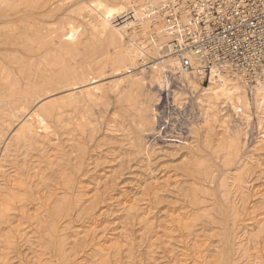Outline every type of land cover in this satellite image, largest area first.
I'll use <instances>...</instances> for the list:
<instances>
[{"label": "rangeland", "instance_id": "obj_1", "mask_svg": "<svg viewBox=\"0 0 264 264\" xmlns=\"http://www.w3.org/2000/svg\"><path fill=\"white\" fill-rule=\"evenodd\" d=\"M97 1L0 0V152L21 121L3 132L13 122L12 108L29 107V115L45 104L53 108L84 86L76 79L36 89L51 79L91 67L95 84L107 86L147 68L136 93L123 83L122 93L96 104L49 117L32 114L37 134L11 147L0 171V197L16 193L0 220V264H264L258 217L237 216L240 195L231 185L241 177L255 196L248 213L255 208L264 215V141L251 91L248 124L220 108L231 137L239 138L226 149L230 140L222 142L219 128L200 123L195 100L175 77L169 76L168 92L151 83L150 67L159 61L140 70L115 68V45L92 36L80 16L84 5ZM68 24L78 28L74 53L61 44ZM172 90L185 94L182 109L171 103ZM152 92L162 99L154 104L156 115L148 113L147 127L140 110ZM145 146L156 148L150 159ZM179 217L185 219L180 225ZM92 222L97 238L75 242L74 234ZM196 238L199 253L192 248ZM97 242L111 246L107 256L100 258Z\"/></svg>", "mask_w": 264, "mask_h": 264}, {"label": "bare ground", "instance_id": "obj_2", "mask_svg": "<svg viewBox=\"0 0 264 264\" xmlns=\"http://www.w3.org/2000/svg\"><path fill=\"white\" fill-rule=\"evenodd\" d=\"M201 1L204 0H100L84 5L80 10V16L90 27L92 36L99 38L107 45H115L117 50V58L114 60L115 68H123L125 70L130 68L139 69L147 65V62L151 59L159 61L150 67L153 74L152 79L150 78L151 83L156 84L161 90L167 89L168 92L171 87L169 76L175 77L180 82V87L190 91L192 98L195 100L199 109L200 123L211 131L219 128L222 132V138L220 139L222 142L230 140L231 143L226 145V149L238 145L239 138L231 137L228 118L221 115L222 110L220 108H228L234 116L243 119L248 124L252 119V107L249 98V91H251L254 106L260 116L258 125L261 141H264V78L256 77L254 81H251L242 73L225 66L212 65L205 70L202 60L193 51L186 49L178 52L174 47L176 42L182 44L193 34L194 24L192 17L193 13L200 14L203 11L200 5ZM169 16H172L173 20L169 21ZM77 32V27L68 24L67 31L60 35L61 44L69 50L68 52L74 53L77 50ZM100 50L102 51V49ZM183 57L190 59L192 63L191 68L188 70L182 67ZM103 61L106 60H101V62ZM94 70L90 67L79 74H69L67 78H54L47 85L36 88L37 90L49 89L54 85L68 83L76 79L81 81L79 84L84 85L80 87L82 89L79 92L71 94L68 101H62L53 108H49L50 105L48 104L42 105L33 112L35 113L34 115L49 117L59 110L67 108L76 110L84 107L89 102L96 104L108 93L115 95L122 93L124 91L123 87H125V85L122 86L123 83L126 84L131 93H136L142 85L143 75L146 73L147 68L139 69L140 71L135 75H130L111 83L108 82L107 86L102 83L97 85V82L95 84L96 79L90 78ZM205 81H207L208 87H204ZM85 86L88 87L84 88ZM9 92V97L15 96V86H12ZM184 95L177 90H172L171 103L182 109L184 103L182 96ZM81 96L84 99L79 101L78 97ZM148 97L150 100L149 105L142 107L140 110L143 116L142 125L147 127L152 125V121H149L148 113H155L156 115L154 104L155 106L159 105L162 99L159 92L149 93ZM28 110L29 107L25 108L24 106L11 109L10 116L13 118V122L9 123L3 132L5 133L15 122L21 121L13 136L5 143L3 150L0 152V171L6 158L10 155L11 147L18 146L20 142L26 141L30 135L35 136L37 134L36 126L32 122L33 113L29 115ZM109 122L111 131H116V120ZM1 144L2 140L0 139ZM154 151H156L155 147L145 146L144 148L148 159H150ZM251 162L253 163V161ZM251 167H249V170ZM243 183L241 177L232 178V189L240 195L241 203V206L236 210V214L238 217H243V215L252 217V220L258 217V229L260 232H264V215L257 213L255 208H252L249 213L247 211L250 205L249 200L255 196H249L250 193L244 190L245 186H243ZM14 196H16V193L14 195L6 193L3 197H0V220L10 211V203ZM65 202L68 205L73 203L69 198ZM129 208H132V206L130 205ZM174 221L180 225L185 219L179 217ZM94 223L92 222L85 231L76 232L73 236L74 241H94L98 236V227ZM197 239L199 238L195 239L192 248H196L197 253H199L201 245H199ZM100 242L96 243V250L100 254V258H103L109 254L111 246ZM168 246L171 247L170 244ZM78 261L76 264H88L85 260ZM176 264L183 263L177 261Z\"/></svg>", "mask_w": 264, "mask_h": 264}, {"label": "built area", "instance_id": "obj_3", "mask_svg": "<svg viewBox=\"0 0 264 264\" xmlns=\"http://www.w3.org/2000/svg\"><path fill=\"white\" fill-rule=\"evenodd\" d=\"M203 11L193 13L194 32L176 51L190 49L203 62L230 68L249 80L264 78V0H204ZM168 20H173L172 16ZM182 58V67L191 68Z\"/></svg>", "mask_w": 264, "mask_h": 264}]
</instances>
